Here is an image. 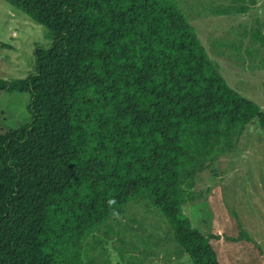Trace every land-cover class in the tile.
Returning <instances> with one entry per match:
<instances>
[{
	"label": "trees",
	"instance_id": "16d2710c",
	"mask_svg": "<svg viewBox=\"0 0 264 264\" xmlns=\"http://www.w3.org/2000/svg\"><path fill=\"white\" fill-rule=\"evenodd\" d=\"M5 1L53 43L26 79H0V94H30L31 114L0 132V264H98L108 241L126 246L139 206L165 219L179 256L220 264L183 207L195 171L264 129V109L228 84L180 1ZM248 11L231 0L224 13Z\"/></svg>",
	"mask_w": 264,
	"mask_h": 264
},
{
	"label": "rangeland",
	"instance_id": "374dc122",
	"mask_svg": "<svg viewBox=\"0 0 264 264\" xmlns=\"http://www.w3.org/2000/svg\"><path fill=\"white\" fill-rule=\"evenodd\" d=\"M179 1L228 84L264 109V49L250 38L251 30L264 23V0H245L246 14H225L231 0ZM52 43L46 27L0 0V79H26L36 48ZM29 104L30 94L1 93L0 132L28 124ZM193 183L195 203L183 212L202 235L215 236L209 241L220 264H264V129L249 124L233 150L195 171ZM133 218L122 227L126 246L115 237L107 251H100L103 264H194L189 255H178L163 217L139 206Z\"/></svg>",
	"mask_w": 264,
	"mask_h": 264
}]
</instances>
